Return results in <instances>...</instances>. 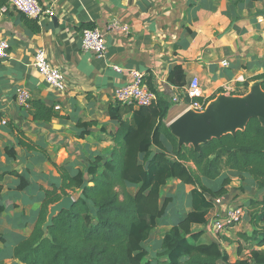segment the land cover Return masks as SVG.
<instances>
[{"label":"crops","instance_id":"crops-1","mask_svg":"<svg viewBox=\"0 0 264 264\" xmlns=\"http://www.w3.org/2000/svg\"><path fill=\"white\" fill-rule=\"evenodd\" d=\"M39 1L52 13L36 18V33L26 28L17 11L0 10V38L9 43L7 55L0 59V264H24L13 258V247L32 232L45 193L54 188L60 192L56 167L73 176L85 171L94 156L110 155L121 124L110 117L109 106L115 105V88L130 79L129 69L141 71L149 88L170 101L169 122L187 110L183 87L193 77L199 82V99L209 102L219 93L240 95L233 91L250 86L251 78L264 72V0ZM89 25L106 36L100 57L81 49V30ZM40 48L63 73L62 90L50 87L32 65ZM176 66L181 77H174L183 79L181 85L168 79ZM19 87L27 88L31 99L58 105L57 116L46 122L33 120L29 105L15 100ZM172 94L179 97L177 102H171ZM174 108L177 112L171 115ZM123 119L132 123L133 111ZM18 130L44 150L21 146ZM7 148H13V156ZM21 177L27 182L24 188L19 187ZM225 179L229 184L221 204L198 186L170 180L162 186V196L171 194L174 200L165 209L163 224L154 230L177 224L190 211L206 220L192 224L193 229L206 228L227 204L245 202L240 221L216 235L206 232L227 254V261L219 264L250 260L248 251L238 253L237 235L253 226L264 228L263 204L256 201L261 191L252 177L228 169L214 180L202 181L217 188ZM248 199L255 201L249 204Z\"/></svg>","mask_w":264,"mask_h":264},{"label":"trees","instance_id":"trees-1","mask_svg":"<svg viewBox=\"0 0 264 264\" xmlns=\"http://www.w3.org/2000/svg\"><path fill=\"white\" fill-rule=\"evenodd\" d=\"M4 2L0 0V5ZM21 17L30 32L40 30L36 18L23 14ZM179 71L180 67L176 66L168 76L176 85L183 83V79L177 81L174 77H181ZM251 80H260L264 90V72ZM184 98L190 102L189 97ZM133 107L121 102L109 106L110 117L118 120L121 128L113 135L114 146L108 157L94 156L85 171L80 169L73 176L56 167L62 180L60 192L54 188L45 193L35 226L29 236L13 247V258L24 264H219L227 261L226 252L207 234L206 228L193 229L194 223H206L203 214L197 211L181 216L177 224L163 225L158 255L149 258L143 242L162 222L167 205L174 200V195L162 196V186L172 179L198 186L213 199L227 192L229 180L213 188L202 178L214 180L224 169L240 175L245 173L261 191V198L256 201L264 209V126L257 118H251L243 130L213 138L196 151L191 145L177 147V138L168 126L170 101L163 96L157 93L156 102ZM28 110L35 121L46 122L57 116L54 104L41 99H30ZM130 111H133L132 123L123 119ZM18 134L21 146L44 150L22 130ZM6 152L14 155L13 148H7ZM127 184L136 185L137 190L129 191ZM26 186L21 177L19 187ZM69 191L73 193L72 206L60 211L45 233L42 224L49 205L70 195ZM262 219L264 222V213ZM237 244L238 253L248 251L250 260H238L235 264H264V228L253 226L249 232H238Z\"/></svg>","mask_w":264,"mask_h":264},{"label":"built area","instance_id":"built-area-1","mask_svg":"<svg viewBox=\"0 0 264 264\" xmlns=\"http://www.w3.org/2000/svg\"><path fill=\"white\" fill-rule=\"evenodd\" d=\"M11 8L20 14L31 18H38L43 14H51L52 11L48 7H44L39 0H5L0 5L2 12ZM9 43L6 39L0 38V59L7 55V48ZM106 36L97 27H88L81 30V49L100 57L106 50ZM224 65L227 61H222ZM32 65L40 73L43 80L52 88L62 90L64 88V77L60 68L49 61L45 51L40 48L35 51L33 56ZM116 71H122V67L113 65ZM130 79L120 86H117L114 91V99L116 102L128 103L133 106L141 107L147 106L156 102L157 93L151 90L144 79V74L137 69H129ZM184 96L189 97L190 102L187 109L195 111H202L208 103L204 99H199L201 96L199 82L196 77H193L183 87ZM15 100L19 105L27 107L31 99L30 91L25 87H19L14 93ZM171 102H177L179 97L172 94L170 97ZM59 108L58 105L54 106ZM3 124L6 123L5 119L1 120ZM215 203H223V197L215 198ZM245 207L244 202L227 204L222 211L216 213L211 217L207 224L206 230L213 235H216L224 227L232 225L241 220L244 215Z\"/></svg>","mask_w":264,"mask_h":264},{"label":"water","instance_id":"water-1","mask_svg":"<svg viewBox=\"0 0 264 264\" xmlns=\"http://www.w3.org/2000/svg\"><path fill=\"white\" fill-rule=\"evenodd\" d=\"M54 21V20H53ZM257 118L264 126V90L260 80H254L243 95L217 94L202 111L187 109L169 123L171 133L177 138V147L191 145L199 151L200 145L226 134L234 135L243 130L251 118ZM74 202L71 195L62 196L48 207L42 230L46 233L53 218Z\"/></svg>","mask_w":264,"mask_h":264},{"label":"rangeland","instance_id":"rangeland-1","mask_svg":"<svg viewBox=\"0 0 264 264\" xmlns=\"http://www.w3.org/2000/svg\"><path fill=\"white\" fill-rule=\"evenodd\" d=\"M249 86L246 88H236L233 92L235 93H241L240 95H243L244 93L248 92ZM243 93V94H242ZM177 109L174 108L172 109V114L175 115ZM127 188L131 192H135L137 190L136 185L133 184H127ZM163 224L160 223L159 226ZM161 238H162V233L161 232H156L154 229L151 231L149 238L143 242V246L148 249V257L152 258L155 255H158V251H161Z\"/></svg>","mask_w":264,"mask_h":264}]
</instances>
